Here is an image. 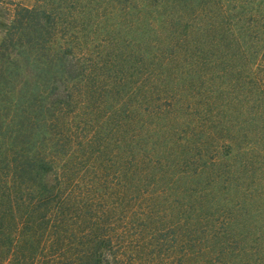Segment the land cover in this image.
<instances>
[{
    "label": "trees",
    "instance_id": "obj_1",
    "mask_svg": "<svg viewBox=\"0 0 264 264\" xmlns=\"http://www.w3.org/2000/svg\"><path fill=\"white\" fill-rule=\"evenodd\" d=\"M249 125L264 136V0L15 3L0 41V264H244ZM184 181L188 224L162 215ZM224 189L230 220L199 228Z\"/></svg>",
    "mask_w": 264,
    "mask_h": 264
},
{
    "label": "rangeland",
    "instance_id": "obj_2",
    "mask_svg": "<svg viewBox=\"0 0 264 264\" xmlns=\"http://www.w3.org/2000/svg\"><path fill=\"white\" fill-rule=\"evenodd\" d=\"M22 1L25 4H31L33 0H0V41L1 33L7 25L11 23L15 13V3ZM260 125L259 123H257ZM249 127L252 129L249 131L247 140L244 136L242 137V142L240 146L242 147L239 152V157L243 162L242 166L243 171L240 175V189L243 192L242 197L239 199L240 206L244 208L241 211L240 218L237 217L239 225L237 227L238 235L242 236L243 241H241L240 247L242 256L246 259L244 264H264V136H262L259 127L253 129L254 126ZM216 144H222V146H227L230 143V138L226 133V138L219 135H215ZM232 142V141H231ZM186 181L179 183L178 188L175 191L180 195L181 203L177 204V208L172 213L170 209L162 213V215L167 214L166 220H169L171 217L182 220V224L185 223V216L188 213H184L183 209H186V204L192 199L191 193L195 190L190 189L185 191L189 185L185 183ZM200 189V188H199ZM224 192L227 194L223 198V204L217 205L214 204L215 200L212 201V207L210 211L204 209L202 211L197 210L196 214L192 216L201 218V224L199 228H204L207 230L208 222L207 219L210 216V227L221 229V223L225 219L230 220L228 200L234 198V192L227 191L224 189ZM189 193V195H188ZM170 192H167V197H170ZM224 199L227 200V203L224 202ZM219 201V197H216V202ZM226 204V205H224ZM223 208V209H220ZM246 208V209H245ZM209 209V208H208ZM219 210V213L217 212ZM253 212V214H250ZM233 213V212H232ZM234 214V213H233ZM231 214V215H233ZM222 216L224 219L220 218ZM189 220L190 223H194ZM188 224V223H185ZM207 233L208 231H201L200 233ZM251 253L255 254L254 257H251Z\"/></svg>",
    "mask_w": 264,
    "mask_h": 264
}]
</instances>
